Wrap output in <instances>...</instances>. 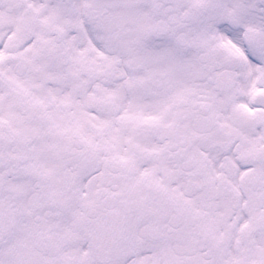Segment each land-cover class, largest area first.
Instances as JSON below:
<instances>
[{
    "label": "snow or ice",
    "instance_id": "1",
    "mask_svg": "<svg viewBox=\"0 0 264 264\" xmlns=\"http://www.w3.org/2000/svg\"><path fill=\"white\" fill-rule=\"evenodd\" d=\"M0 264H264V0H0Z\"/></svg>",
    "mask_w": 264,
    "mask_h": 264
}]
</instances>
